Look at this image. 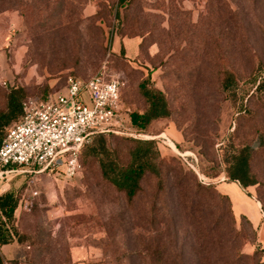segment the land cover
I'll return each instance as SVG.
<instances>
[{
	"label": "rangeland",
	"instance_id": "rangeland-1",
	"mask_svg": "<svg viewBox=\"0 0 264 264\" xmlns=\"http://www.w3.org/2000/svg\"><path fill=\"white\" fill-rule=\"evenodd\" d=\"M118 3L0 0V112L12 88L41 100L103 67L125 78L131 115L148 107L139 89L148 77L170 111L141 132L163 168L133 200L88 150L98 141L126 167L138 141L129 136L96 137L74 178L10 176L21 241L2 247L5 264H264L258 232L218 188L248 147L257 184L243 193L264 212V91L254 93L264 78V0ZM229 74L236 81L225 89Z\"/></svg>",
	"mask_w": 264,
	"mask_h": 264
},
{
	"label": "built area",
	"instance_id": "built-area-1",
	"mask_svg": "<svg viewBox=\"0 0 264 264\" xmlns=\"http://www.w3.org/2000/svg\"><path fill=\"white\" fill-rule=\"evenodd\" d=\"M125 86L122 75L103 67L88 79L69 76L64 91L45 100H25L0 146V195L12 175L76 177L83 149L100 135L155 140L134 126L122 98Z\"/></svg>",
	"mask_w": 264,
	"mask_h": 264
},
{
	"label": "trees",
	"instance_id": "trees-1",
	"mask_svg": "<svg viewBox=\"0 0 264 264\" xmlns=\"http://www.w3.org/2000/svg\"><path fill=\"white\" fill-rule=\"evenodd\" d=\"M128 0H119L118 5L123 7ZM120 16L117 12V17ZM125 53V48H121ZM234 74H229L223 80V87L229 89L234 82ZM143 80L139 89L147 101V109L143 113H132L134 126L139 132H145L153 121L166 118L170 115L168 102L164 94L149 87V79ZM236 81V80H235ZM256 82V80H255ZM264 91V78L256 86L254 93ZM50 94L41 100L48 98ZM25 91L21 88H12L6 96V110L0 112V146L6 137V128L17 121L23 115V102ZM105 135L98 136V140ZM134 141L135 146L130 152V162L126 167L120 166L110 154L108 148L97 141L95 147L90 148V154L99 159L104 179L113 184L119 191L124 192L130 200H133L142 189V182L148 173L160 176L162 163L159 162L160 153L154 141ZM87 150V151H88ZM251 153L248 147H244L232 158L227 172L229 182H238L246 189L257 184L250 169ZM204 186L200 185V189ZM232 207L229 196L221 194ZM20 205V198L14 191L0 195V247L21 241V235L16 226V212ZM246 218V217H245ZM250 223V222H249ZM0 264H5V259L0 251Z\"/></svg>",
	"mask_w": 264,
	"mask_h": 264
},
{
	"label": "crops",
	"instance_id": "crops-1",
	"mask_svg": "<svg viewBox=\"0 0 264 264\" xmlns=\"http://www.w3.org/2000/svg\"><path fill=\"white\" fill-rule=\"evenodd\" d=\"M8 186L9 185H7V187ZM218 188L221 193L229 196V198L231 199L235 214L239 212V215H243V217L245 216L252 225V227L258 232L259 242L264 248V212L262 210L261 203L259 205V201H257L254 197H251L250 199L249 197L245 196L243 192L247 191L244 190L238 182L224 183L219 185ZM246 198L250 202L246 201ZM2 247H0V251L2 250Z\"/></svg>",
	"mask_w": 264,
	"mask_h": 264
}]
</instances>
